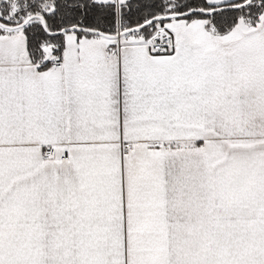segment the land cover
<instances>
[{
  "label": "snow or ice",
  "instance_id": "obj_1",
  "mask_svg": "<svg viewBox=\"0 0 264 264\" xmlns=\"http://www.w3.org/2000/svg\"><path fill=\"white\" fill-rule=\"evenodd\" d=\"M0 264H264V0H0Z\"/></svg>",
  "mask_w": 264,
  "mask_h": 264
}]
</instances>
